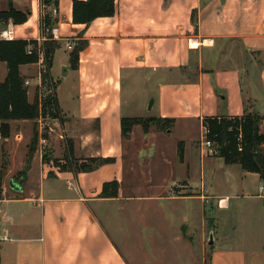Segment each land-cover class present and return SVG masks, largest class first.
Here are the masks:
<instances>
[{"label":"crops","instance_id":"obj_1","mask_svg":"<svg viewBox=\"0 0 264 264\" xmlns=\"http://www.w3.org/2000/svg\"><path fill=\"white\" fill-rule=\"evenodd\" d=\"M74 1L57 0L44 11L41 0H0V10L29 12L24 28L16 30L17 39L41 43L51 28L58 29L60 48L51 75L58 81L61 116L54 120V133L72 142L70 152L80 161H114L79 172L51 168L35 154L27 164V185L13 179L21 190L12 189L15 194L0 199V264H264V183L259 173L241 174L235 191L215 196L218 207L230 214L214 216L216 236L212 230L209 240L211 206L206 197L211 195L206 194L205 167L200 186L191 169L169 185L166 176V185L148 187L144 180L132 184L125 176V143L144 131L138 134L135 125L124 138L121 124L127 117L124 77L133 72L134 77L155 81L163 102L160 117L177 116L178 109L181 116L221 117L216 106L206 103L215 92L205 95L204 77L215 70L221 45L234 58L248 53L243 71L264 76V0H116L113 16L98 17L88 25L74 23ZM44 12L52 17L47 28ZM68 42L85 43L77 68L71 66ZM57 62L67 67L59 80L53 75ZM42 65L40 59L20 68L29 80L30 101ZM33 66L37 78L25 72ZM172 73L184 76L171 80ZM231 76L236 78V73ZM222 93L217 96L227 99ZM155 103L153 96L149 108ZM242 109L243 103L231 105L225 116H241ZM263 128L264 122L261 132ZM180 163L185 164L184 157ZM251 174L256 192L249 190ZM111 181L118 182L117 194L103 196L104 184ZM219 198L228 199L227 205ZM197 227L200 247L192 238Z\"/></svg>","mask_w":264,"mask_h":264},{"label":"rangeland","instance_id":"obj_2","mask_svg":"<svg viewBox=\"0 0 264 264\" xmlns=\"http://www.w3.org/2000/svg\"><path fill=\"white\" fill-rule=\"evenodd\" d=\"M20 28L23 29L24 25L17 24L16 30ZM217 48L219 49V59L214 65L213 69L215 70L208 72L207 76L204 77L205 95L209 94L211 90L215 92L210 96L211 98L206 100L207 105L216 106L219 111L218 114L225 116L227 108L231 105L238 106L243 103L245 111L241 116L254 113L264 116V76L261 77L258 72H251L247 75V72L243 71L241 66L245 65L248 53L242 54L241 58H234L223 45ZM58 61H61L60 56H58ZM59 62L56 63L53 69V75L58 80L64 76L63 65ZM36 70L37 68L33 66L25 72L28 76L33 75L37 78ZM7 71L6 63L0 60V81L5 79ZM233 73H236V78L231 76ZM134 76L135 72L132 76L124 77L127 81L122 92L123 111L127 117H142L150 125L148 130L151 128V133L148 135L145 133L148 132L144 128L145 122L135 124L139 127L140 132L138 134L142 131L145 134L137 135L131 142L127 140L125 143V176L132 181V184L144 180L147 182L148 187L152 184L157 186L166 185L163 181L166 176L169 185L171 179L185 177L187 169H191L194 178L197 177L199 182L201 179L199 176L201 174L200 170L205 167L204 182L208 188L206 194L211 195L206 197L208 198L207 205L211 206L210 211L208 210L210 212L208 213V216H210L208 221L211 222L208 237L211 240V237H214V232L216 236L217 215L228 216L230 214L229 211L226 212V210L218 207V196H215L235 191L236 184L241 183L240 175L247 171L241 168L240 165L226 163L222 157H219L216 153L212 155L207 150L204 145L206 134L202 127L205 117L199 119V117L194 116H181V113L178 112L179 109L176 111L177 116L160 117L163 102L158 94L155 81L143 80L139 76ZM170 76L174 78L171 80H182L184 75L172 73ZM249 80L251 87L249 86ZM34 84L35 82L30 86V91L33 90ZM221 92H225L222 95H227V99L217 96ZM247 93L249 94L248 98H246ZM153 96H156V103L150 109L149 103ZM34 99L35 97L31 101H34ZM146 99L147 104L145 103ZM206 115L209 114L206 113ZM55 119L43 110L34 119L14 121L10 136L6 138V143L3 142L4 139L0 134V199L15 194L9 186L10 179H14L23 186L27 185V174L24 169L27 168V164L35 154L37 157H42L43 162L48 163L51 168L54 165L64 168L66 163L75 167L77 164H83L70 152L69 147L73 146L72 142L68 138L60 137L54 133L53 123H55ZM58 120L60 124V119ZM262 130V133H264V128ZM181 142L183 144V157L185 158L184 165L180 163V153L176 154ZM88 160L84 162L91 165L95 164V162ZM188 165H190L189 168ZM253 177L252 174L248 177L250 178L248 185L251 192H256L257 183ZM3 192L6 194H3ZM220 232H223L222 226H220ZM200 234L198 227L192 234L196 247L202 245ZM207 247L211 249V245L207 244Z\"/></svg>","mask_w":264,"mask_h":264},{"label":"trees","instance_id":"obj_3","mask_svg":"<svg viewBox=\"0 0 264 264\" xmlns=\"http://www.w3.org/2000/svg\"><path fill=\"white\" fill-rule=\"evenodd\" d=\"M42 2L46 5H57V0H42ZM115 13L116 0H75L73 3V21L78 24L88 25L98 17L113 16ZM28 15L29 12L15 8L7 11L0 10V17L12 18L16 24L26 22ZM42 21L46 28L51 25V14L45 12ZM84 46V42H77L70 51V63L73 68H77L79 55ZM59 47V42L52 38L51 33H48L41 43L37 40L25 39L0 40V60L5 62L8 68L6 78L0 81V134L3 139L10 136L14 121L34 119L43 110L53 118L61 116L56 94L58 84L51 75L54 54ZM39 49L43 51L46 65L42 73V81L53 90L42 103H40L38 92L34 101H30L26 86L27 78L20 69L22 65L39 62ZM205 118L203 125L208 129L207 139L215 143L216 155L222 157L228 164H240L246 171L259 173L264 183V133L261 132L264 116L254 113L234 117L206 116ZM121 122L122 135L126 138L135 124L145 121L142 117H123ZM145 124L144 128L148 130L150 125L147 122ZM182 146L181 142L179 145L181 158L184 155ZM89 161L95 164L91 165L82 161L83 164H77L75 167L66 163L64 169L87 172L104 163L112 162L114 159L92 158ZM111 186L112 190H110ZM117 191V181L106 182L102 195L112 196L117 194Z\"/></svg>","mask_w":264,"mask_h":264},{"label":"built area","instance_id":"obj_4","mask_svg":"<svg viewBox=\"0 0 264 264\" xmlns=\"http://www.w3.org/2000/svg\"><path fill=\"white\" fill-rule=\"evenodd\" d=\"M42 5H43L44 11H45L47 5L43 4V2H42ZM51 36L55 40L58 39V29L56 27L51 28ZM15 39H17V33H16V23L14 22V20L12 18L0 17V40H15ZM73 47H74V45L71 42H68L67 48L70 51L73 49ZM39 54H40V59L43 61V65H42L41 70H40V83H39V86L37 87V92L39 94L40 103H42V101L45 99V97L50 92H53V90L47 84H44L42 81V73L46 69L45 59H44V54H43L42 49H39ZM28 84H29V80H26V85H28ZM203 129H204V133L206 134V136H205L206 140L204 141V145L207 147V150L212 155H214L215 153H217L216 145L213 141L207 139L208 129L205 128L204 125H203ZM260 192L264 196V185L260 187ZM206 200H208V198H206ZM219 203H221L223 205H227L228 199H222L221 198L219 200ZM7 237H8L7 235H4L3 238L7 239Z\"/></svg>","mask_w":264,"mask_h":264},{"label":"water","instance_id":"obj_5","mask_svg":"<svg viewBox=\"0 0 264 264\" xmlns=\"http://www.w3.org/2000/svg\"><path fill=\"white\" fill-rule=\"evenodd\" d=\"M63 70H64L63 75H66L67 67H64ZM9 186L11 187V189H13L15 191H20L21 190V187L17 183H15V181L13 179L10 180Z\"/></svg>","mask_w":264,"mask_h":264}]
</instances>
